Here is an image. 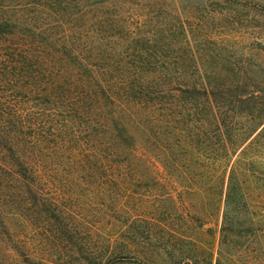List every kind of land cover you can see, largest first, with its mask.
Returning <instances> with one entry per match:
<instances>
[{"label":"rangeland","instance_id":"374dc122","mask_svg":"<svg viewBox=\"0 0 264 264\" xmlns=\"http://www.w3.org/2000/svg\"><path fill=\"white\" fill-rule=\"evenodd\" d=\"M24 1L45 4L46 12L30 16L63 18L84 35L83 55L98 69H119L115 81H131L130 70L141 68L144 77L171 86L207 84L223 103V132L235 151L226 155L221 197L207 170H197L211 154L190 136L196 124L184 125L179 109H164L155 125L144 107L129 103L117 125L133 136L129 144L161 163L162 187L144 195L153 185L148 162L128 166L134 181L116 180L101 174L107 162L73 164L57 151L44 159L33 191L0 188V264H264V0ZM178 98L165 94L164 101ZM209 117L206 106L199 126L210 130ZM48 120L62 129V117ZM92 134L91 146H100L103 135ZM69 145L74 154L82 146ZM194 182L198 192L189 188Z\"/></svg>","mask_w":264,"mask_h":264},{"label":"trees","instance_id":"16d2710c","mask_svg":"<svg viewBox=\"0 0 264 264\" xmlns=\"http://www.w3.org/2000/svg\"><path fill=\"white\" fill-rule=\"evenodd\" d=\"M57 6V12H64L62 4ZM44 7L45 4L38 2L0 0V182L11 184L9 187L0 185V188L33 191L36 181L44 176V159L52 161L54 158L51 157L56 156L58 151L59 154H66L73 164H80L78 161L82 159L100 160L102 164L107 162L103 164L101 174L116 180L126 175L134 181L138 175L128 166L136 161L148 162L151 169L149 178L153 185L146 186L147 193L144 195L151 198V194L165 182L159 174L161 163L154 161L134 144H129L128 140H132L133 136L126 125H117L124 120L123 109H128L129 103H132L137 109L144 107L143 110L147 111L155 125L159 124L160 112L164 109H179L178 115L185 118L184 125L188 121L196 124L190 136L198 139L196 141L200 148L204 147L211 154L207 159L209 163H198L197 170H207L209 180L219 185L217 189L222 197L226 155L235 149L229 150L227 147L220 120L223 103L214 92H210L209 86L185 82L171 86L144 77L141 68L130 70L134 74L131 81H115L114 73L119 69H98L90 62L78 46L84 35L77 31L74 34L65 19L29 15L32 11L44 13ZM151 70L156 75L160 73L156 68ZM105 75H111L112 79L103 80L102 76ZM18 91H25V94L18 95ZM165 94L179 96L178 103L172 99L165 102ZM201 98L204 99L203 103L200 102ZM206 106L210 111V119L207 120L210 130L199 126L200 112ZM53 115L63 118L60 127L66 132L48 120ZM92 133L103 135L98 136L103 148L91 146L97 139ZM50 137L56 139L50 141ZM204 137L208 141H202ZM234 137L229 136L231 143H234ZM72 142L82 144L81 150L75 154L69 145ZM99 149L104 154L98 153ZM113 157L116 162L112 161ZM88 169L96 174L94 168ZM235 174L234 170V175L230 176L226 196L228 206L235 199L231 183L236 179ZM197 176L199 178L200 174ZM172 183L177 184L176 181ZM189 188L193 192L202 189L198 182ZM140 219V215L134 216L137 222Z\"/></svg>","mask_w":264,"mask_h":264}]
</instances>
